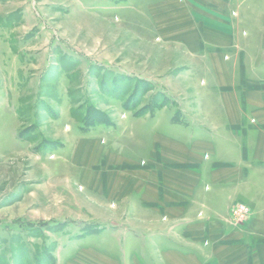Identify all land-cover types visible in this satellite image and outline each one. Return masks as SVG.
Returning <instances> with one entry per match:
<instances>
[{"label": "rangeland", "instance_id": "obj_1", "mask_svg": "<svg viewBox=\"0 0 264 264\" xmlns=\"http://www.w3.org/2000/svg\"><path fill=\"white\" fill-rule=\"evenodd\" d=\"M154 1L0 0V264H152V235L135 211L106 200L104 150L89 144L114 125L105 146L136 136L147 146L151 128L124 133L120 124L182 111L184 100L200 117L199 63L170 44L166 26L181 13ZM193 1L201 9L211 0ZM240 1L264 10L262 0ZM242 31L261 37L253 65L264 67V27Z\"/></svg>", "mask_w": 264, "mask_h": 264}, {"label": "crops", "instance_id": "obj_2", "mask_svg": "<svg viewBox=\"0 0 264 264\" xmlns=\"http://www.w3.org/2000/svg\"><path fill=\"white\" fill-rule=\"evenodd\" d=\"M160 1L181 13L166 22L175 30L170 44L199 63L191 72L201 78L194 81L200 117L184 100L178 113L163 108L125 119L119 132L152 129L147 146L136 136L130 146L122 137L108 147L102 134L118 130H96L89 147L104 150L105 198L136 212L141 233L152 235V264H264V67L253 65L262 41L242 36L243 27H264V10L240 0L201 9L193 0ZM238 203L252 211L245 224L232 219Z\"/></svg>", "mask_w": 264, "mask_h": 264}, {"label": "built area", "instance_id": "obj_3", "mask_svg": "<svg viewBox=\"0 0 264 264\" xmlns=\"http://www.w3.org/2000/svg\"><path fill=\"white\" fill-rule=\"evenodd\" d=\"M249 210H250L249 207L244 203L236 204L231 210V215H232L233 221L235 223L240 224V220H242L241 214H243L244 212H248Z\"/></svg>", "mask_w": 264, "mask_h": 264}, {"label": "trees", "instance_id": "obj_4", "mask_svg": "<svg viewBox=\"0 0 264 264\" xmlns=\"http://www.w3.org/2000/svg\"><path fill=\"white\" fill-rule=\"evenodd\" d=\"M142 115H144V114H142ZM141 115V116H142ZM95 122H90V124H94ZM100 124H102L101 122H96L94 125H100ZM110 126H112V125H110Z\"/></svg>", "mask_w": 264, "mask_h": 264}]
</instances>
